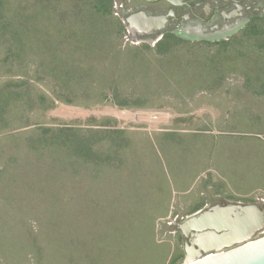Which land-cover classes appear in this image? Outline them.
Instances as JSON below:
<instances>
[{
	"label": "rangeland",
	"instance_id": "rangeland-1",
	"mask_svg": "<svg viewBox=\"0 0 264 264\" xmlns=\"http://www.w3.org/2000/svg\"><path fill=\"white\" fill-rule=\"evenodd\" d=\"M142 7L153 13L168 5L114 0L113 16L124 30L113 42L117 50L139 48L151 58L153 53L143 46L153 49L160 36H139L135 33H144L131 30L127 22L130 12ZM198 12L203 14L201 7ZM263 41L264 36L254 37L250 44L257 52ZM219 42H210L205 52L213 53ZM251 45L241 48L251 51ZM178 49L189 52L187 44ZM199 54L192 48L190 58L195 61ZM236 68L211 86L205 84L212 78H203L202 88L194 83L182 89H148L143 76L157 83L150 72L154 69L139 62L124 69L132 77L125 85L109 79L97 92L83 87L71 91L28 59L4 62L0 47V94H13L8 106L14 111L0 120V168L8 155L25 159L14 164L15 183H4L6 176H0V190L6 191L0 198V264H182L187 239L178 225L187 206L240 202L264 210V76H246L245 69ZM41 127L81 131L96 141L95 148H102L97 151L100 158H109L108 170L104 164L57 176L63 186L57 198L51 186L33 187L43 169L33 168L35 156L22 150L28 151ZM98 168L106 171L102 178ZM197 175L199 195L193 190L182 193Z\"/></svg>",
	"mask_w": 264,
	"mask_h": 264
},
{
	"label": "trees",
	"instance_id": "trees-1",
	"mask_svg": "<svg viewBox=\"0 0 264 264\" xmlns=\"http://www.w3.org/2000/svg\"><path fill=\"white\" fill-rule=\"evenodd\" d=\"M113 3L114 0H0V47L4 50V62L28 59L36 64L42 74L55 82L60 81V88L75 91L83 87L89 92H97L109 79L115 85H125L132 77L124 69L129 65L136 68L139 62L161 71H150L155 75L157 80L154 81L157 83L151 81L152 77L148 81L143 76L148 89H182V85L194 83L202 88L200 84L203 78H212L205 84L211 86L223 79L226 73L236 72V66L245 69L246 76H264V41L257 45V52L250 44L254 37L262 39L264 36V29L258 28L264 27V18L251 20L243 34L232 40L216 43L218 48L210 54L206 53L209 52L206 48L212 46L210 42L190 44L167 33L153 49L143 46L147 52L153 53L150 58L151 54L145 57L139 48L117 50L113 38L121 36L124 26L113 16ZM181 44H187L188 53H179L178 47ZM245 44L252 46L251 51L241 48ZM196 45L205 48H195ZM192 48L200 52L195 61L190 58ZM170 65L173 66L172 70ZM101 71L109 76L100 77ZM194 75H197L199 82L195 81ZM11 95L10 92L0 94V120H5L14 112L8 106ZM141 95L144 99L150 97L145 91ZM61 103L88 106L86 103L74 105L70 100H62ZM118 106L128 105L120 103ZM37 132L41 133L30 140L28 151L22 150L35 156L33 168L41 166L43 169L41 180L33 182V187L51 186L57 198L59 190L63 188L57 176L70 174L79 167H83V171L104 164H107L104 168L108 170L109 158H100L97 151L102 148H95L96 141L84 138L81 131L64 132L61 128L41 127ZM21 159L17 154L8 155L6 166L0 168V176H6L4 183L14 182V164ZM27 163L30 164L29 160ZM44 164L47 168H44ZM98 169L102 178L106 171ZM21 175H18L19 178ZM27 176H31V172Z\"/></svg>",
	"mask_w": 264,
	"mask_h": 264
},
{
	"label": "water",
	"instance_id": "water-1",
	"mask_svg": "<svg viewBox=\"0 0 264 264\" xmlns=\"http://www.w3.org/2000/svg\"><path fill=\"white\" fill-rule=\"evenodd\" d=\"M155 4L172 0H143ZM131 30L151 32L165 17L144 12L128 17ZM187 239L182 264H264V210L259 204L217 205L195 214L178 225Z\"/></svg>",
	"mask_w": 264,
	"mask_h": 264
},
{
	"label": "flooded vegetation",
	"instance_id": "flooded-vegetation-1",
	"mask_svg": "<svg viewBox=\"0 0 264 264\" xmlns=\"http://www.w3.org/2000/svg\"><path fill=\"white\" fill-rule=\"evenodd\" d=\"M210 1L211 3L208 0H172L173 4L161 1L168 5L167 10L159 9L153 13L143 7L137 8L130 13L133 15L144 12L148 16L165 17L166 22L151 33L135 34L151 40L171 33L183 41L214 42L222 41L224 37L242 30L254 18H264V0ZM200 7L203 14L198 12Z\"/></svg>",
	"mask_w": 264,
	"mask_h": 264
},
{
	"label": "crops",
	"instance_id": "crops-1",
	"mask_svg": "<svg viewBox=\"0 0 264 264\" xmlns=\"http://www.w3.org/2000/svg\"><path fill=\"white\" fill-rule=\"evenodd\" d=\"M166 134H169V132H166ZM206 135V134H205ZM211 174H214V171L212 172H209ZM201 175H197L193 181L188 184V189L186 191H183L182 193L184 192H188L189 190H193L194 191H197L196 190V186L198 185V181H199V177ZM1 189V188H0ZM178 190H179V187H178ZM3 190H0V198L3 197V194L6 193V191L2 192ZM199 191H197V194L199 195L198 193ZM249 194V193H248ZM249 196H246L245 198H248ZM12 200V198H11ZM202 200V199H201ZM242 200V199H241ZM2 202V201H1ZM11 203V202H10ZM234 204H241V205H248V204H255V203H247V204H243V203H240V202H236V203H232V202H228V203H223L222 205H234ZM209 203L206 202V201H201L200 203H197L196 205H190V206H187L186 210L183 211L184 213V216H185V219L195 215V214H198L199 212H202L203 210L209 208ZM179 215H176L175 217H177ZM184 251H185V247H184Z\"/></svg>",
	"mask_w": 264,
	"mask_h": 264
}]
</instances>
